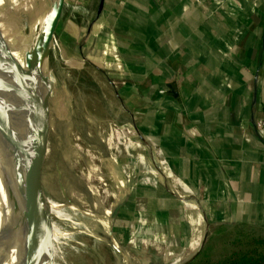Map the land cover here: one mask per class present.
<instances>
[{
	"label": "crops",
	"instance_id": "obj_1",
	"mask_svg": "<svg viewBox=\"0 0 264 264\" xmlns=\"http://www.w3.org/2000/svg\"><path fill=\"white\" fill-rule=\"evenodd\" d=\"M56 1L71 50L87 30L86 54L114 58L97 85L140 143L130 162H107L115 225L134 228L136 250L166 242L183 264L211 231L264 233V0Z\"/></svg>",
	"mask_w": 264,
	"mask_h": 264
},
{
	"label": "rangeland",
	"instance_id": "obj_2",
	"mask_svg": "<svg viewBox=\"0 0 264 264\" xmlns=\"http://www.w3.org/2000/svg\"><path fill=\"white\" fill-rule=\"evenodd\" d=\"M78 1L80 3V0ZM35 2L36 13L33 21L37 17H43L50 0ZM78 8L81 10V7L76 5L67 16L70 23H74L73 19L79 16L75 13ZM57 27L58 22L55 32ZM64 27L66 28V24L62 22V26L58 28ZM39 28L40 31H34L27 41L32 90L37 106L40 94L49 89L46 74L50 75L45 65L44 52L48 35L44 33L42 24ZM56 38L57 44L48 59L53 76L51 85L55 86V89L51 99L50 145L43 182L50 195L48 203L52 201L53 204L71 203L74 206L67 210L63 206H55L45 218L47 222L50 221V217L52 218V230L61 236V239L64 238L63 244L61 240L54 244L55 250L62 244L61 260L55 263L176 264L169 255H165L163 247L166 242H157L151 250L139 252L131 241L134 228L128 230L129 234L125 230L129 237L123 235L125 238H117V234L122 231L115 225L117 215H114L119 185L116 175H110L114 173L108 168L107 162L115 165L130 162L133 159L131 156L135 155L131 150V143L136 148L140 147V143L133 142L137 136L124 135H127L123 128L124 120L116 117L120 113L119 103L115 101L113 95L111 96L108 87L105 89L97 85L98 83L105 85L99 81L102 78L100 70L104 65L105 68H110L109 63L114 61V58H106V63H103V58L98 57V61L99 49L93 50L92 54L91 50L86 56L79 55L77 51L71 50L70 46L73 44L72 41L74 42L71 37L65 35ZM93 57L96 59H91ZM35 138L33 168L41 173L37 122ZM77 209L85 214L81 211L77 213ZM54 238L57 240V237ZM228 240V237L220 234L213 238L210 241L212 253L222 255L227 252ZM201 242L194 247L193 253L200 250L203 243ZM39 255L41 252L37 256ZM37 264L48 262L39 257Z\"/></svg>",
	"mask_w": 264,
	"mask_h": 264
},
{
	"label": "bare ground",
	"instance_id": "obj_3",
	"mask_svg": "<svg viewBox=\"0 0 264 264\" xmlns=\"http://www.w3.org/2000/svg\"><path fill=\"white\" fill-rule=\"evenodd\" d=\"M35 6V0H0V87L7 92L8 102H0V264L17 263L19 234L30 206L27 174L33 168L36 150L37 102L32 90L27 41L34 31H40V24L49 35L50 25L56 26L60 15L59 2L50 0L43 17L33 21ZM7 53L12 57L10 72L1 73L2 59ZM52 204L53 201L48 203V214L55 206L66 210L74 206ZM48 214L39 223L43 231L48 229L49 222L45 221ZM52 237L54 244L58 240L63 244L64 238L54 230ZM62 244L54 248L55 262L61 260ZM39 257L46 259L42 252L37 262Z\"/></svg>",
	"mask_w": 264,
	"mask_h": 264
},
{
	"label": "water",
	"instance_id": "obj_4",
	"mask_svg": "<svg viewBox=\"0 0 264 264\" xmlns=\"http://www.w3.org/2000/svg\"><path fill=\"white\" fill-rule=\"evenodd\" d=\"M102 5L103 0L101 2V7ZM55 29V25L51 24L49 35L45 43V65L50 72V75L46 74L49 89L47 90V92L40 94L36 112L42 167L41 173L38 170L36 172V170L31 167L27 174V187L30 198V206L28 208L19 234V255L16 264H36L37 255L39 254V252H42L44 254L48 264H55V247L52 237L51 223L52 218L50 217L48 229L46 232L39 228V223L43 215L48 214L49 212L48 196L50 195L47 193L44 186L43 172L49 153L51 132V99L55 89V86L52 87L51 85L53 76L48 65L49 56L53 52L56 45L57 34L55 32ZM11 61L12 57L7 53L2 59L1 73L10 72ZM0 102L8 104L7 92L1 87ZM187 262L183 264H186Z\"/></svg>",
	"mask_w": 264,
	"mask_h": 264
},
{
	"label": "trees",
	"instance_id": "obj_5",
	"mask_svg": "<svg viewBox=\"0 0 264 264\" xmlns=\"http://www.w3.org/2000/svg\"><path fill=\"white\" fill-rule=\"evenodd\" d=\"M88 31L81 32L80 54L85 55L91 44L85 41ZM68 45V43H67ZM79 44H76L78 48ZM87 59H90L86 57ZM113 75V72L111 73ZM109 74V75H111ZM130 226V224L128 225ZM263 232V231H262ZM129 234V232L127 231ZM225 235L228 237V250L222 255L214 254L211 251L212 244L210 241L217 235ZM129 237L126 232L117 234L118 239ZM186 264H264V233H257L254 230H248L240 227L237 230H217L211 231L205 246L202 250Z\"/></svg>",
	"mask_w": 264,
	"mask_h": 264
},
{
	"label": "built area",
	"instance_id": "obj_6",
	"mask_svg": "<svg viewBox=\"0 0 264 264\" xmlns=\"http://www.w3.org/2000/svg\"><path fill=\"white\" fill-rule=\"evenodd\" d=\"M257 127L258 128H263L264 127V121L263 120H260L258 123H257Z\"/></svg>",
	"mask_w": 264,
	"mask_h": 264
}]
</instances>
